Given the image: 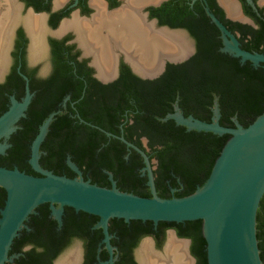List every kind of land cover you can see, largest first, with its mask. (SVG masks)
Segmentation results:
<instances>
[{"label":"flooded vegetation","instance_id":"flooded-vegetation-1","mask_svg":"<svg viewBox=\"0 0 264 264\" xmlns=\"http://www.w3.org/2000/svg\"><path fill=\"white\" fill-rule=\"evenodd\" d=\"M198 1L200 9H203L201 12L196 5ZM215 1L221 7L224 18L258 25L256 17L245 11L241 0H237L241 12L249 20H244L242 15L234 17L223 4ZM259 1L253 0L255 6L247 0L245 3L257 16L264 18V3L260 4ZM204 5L203 0H0V117L14 108L9 118L0 120V166L40 174L30 162L33 140L42 122L52 113L47 131L37 148L40 167L53 171L55 149L49 132L50 124L57 115L64 116L71 124H89L104 132L107 137L106 140H99L100 144L112 138L120 140L115 135L122 134L128 140H131L128 137L135 139L137 135L140 144L131 141L149 155L155 180L158 166L155 147L158 145L151 146L149 137L139 132V127L134 126L129 130L128 126L137 117L150 122L152 117H159L162 111L172 112L175 104H178L184 116L199 118L192 110V104L180 102L178 81L170 83L174 87L175 98L168 110L164 93L169 74L176 79L183 71H194L198 38L188 21L199 16L208 18ZM217 17L230 29L229 23ZM208 23L207 29L215 34L211 40L218 42L216 48L221 51L220 30L213 26L210 19ZM177 28L186 33L168 30ZM169 34L182 35L181 38H185L188 45L179 44ZM169 40L178 44L180 54L189 52L187 57L176 59V49L168 45L171 43ZM187 86L189 90L194 87L190 83ZM157 93H160L158 97ZM173 121L190 130L186 125ZM121 142L126 159L132 151L142 157L143 164L138 168L141 174L143 156ZM66 155L72 159L69 152L65 154L66 165H62L61 170L71 176L81 173L85 179L92 181L93 169L80 167V172L71 170ZM105 170L110 169L102 167L101 172L106 174L111 185ZM170 173L175 183L172 178L164 177L165 186L169 189L166 195L181 191L184 185L179 175L172 170ZM112 176L117 185L113 171ZM5 199L6 189L0 185V208ZM46 207L47 218L42 221L41 228H34L37 217L28 216L25 221L27 227L22 229L27 237L21 232L19 239L13 240L9 249L12 259L6 264H26L27 260H31L26 251L32 249L36 254L34 262L39 259V262L46 260L48 264H53L73 240H79L80 247L69 250L67 257L59 264L75 254L77 264H104L103 261L110 258L111 254L102 241V229L98 235L95 229H90L86 233L74 232L63 237L60 229L56 228L49 203ZM36 214L41 217L39 211ZM152 225V231L126 234L108 226L114 264L145 263L142 252L146 241L150 242L151 252L154 253L149 255L148 264H176L175 255L166 252L172 236L186 244L188 264H207L205 246L199 250L193 248L191 236L179 234L170 222L158 221ZM32 232L36 234L31 235ZM93 238L96 246L92 253L89 252L88 243ZM51 243L58 245L57 252L51 250ZM45 244L49 245L47 252H44Z\"/></svg>","mask_w":264,"mask_h":264},{"label":"water","instance_id":"water-1","mask_svg":"<svg viewBox=\"0 0 264 264\" xmlns=\"http://www.w3.org/2000/svg\"><path fill=\"white\" fill-rule=\"evenodd\" d=\"M203 1L210 20L220 30L221 51L238 57L241 63L249 60L252 65L261 64L264 68V52L243 48L236 33L228 29ZM247 1L255 6L253 0ZM218 2L222 5L220 0ZM242 18L249 20L243 13ZM168 30L184 32L179 28ZM188 54L185 51L176 59L185 58ZM13 109L5 112L0 120L9 118ZM220 114L215 96L209 121L193 115L184 116L178 104H175L174 111L162 117L173 118L177 123L186 125L187 129L230 135L203 183L185 195L161 196L156 189L149 155L122 134L114 135L143 156L141 174L147 175L150 195L120 189L110 171L107 172L111 185L105 186L85 179L81 173L71 177L40 167L37 148L47 131L51 113L42 122L33 140L30 162L40 174L0 166V185L6 189V199L0 208V264L12 259V255H9L11 243L20 229L27 227L25 221L29 214L35 212L36 206L43 202L49 203L50 213L58 225L62 223L66 205L98 216L93 227H101L104 233L102 241L111 254L109 259L103 261L104 264H114L113 245L108 231L109 220L113 217L123 218L127 222L131 219L151 220L154 225L158 221L179 222L200 218L207 264H262L256 235V212L264 193V109L246 126L236 116L233 117V126L224 125L219 121ZM67 162L80 172L69 156ZM59 259L54 260L53 264Z\"/></svg>","mask_w":264,"mask_h":264},{"label":"trees","instance_id":"trees-1","mask_svg":"<svg viewBox=\"0 0 264 264\" xmlns=\"http://www.w3.org/2000/svg\"><path fill=\"white\" fill-rule=\"evenodd\" d=\"M241 1L245 11L256 17L258 25L253 26L249 23L224 18L223 11L216 1L207 0L213 12L227 24L229 23L232 31L237 32V37L243 48L264 52V18L257 16L250 6L245 3V0ZM196 5L199 6L201 12L203 9H200V2H196ZM209 19V17L199 16L188 21L193 25L192 31L198 38L194 71L191 73L183 71L182 75L176 79L174 75H168L166 79L168 87L164 93L167 103L166 108L167 110L171 108L172 100L175 98L174 87H171L170 83L171 81H178L180 102L184 105L192 104V110L198 114L200 119L206 121L211 119L213 99L217 96L221 112L220 123L233 126V117L236 116L238 121L246 126L264 109V68L261 64L258 66L252 65L249 60L241 63L238 57L219 51L216 48L218 42L213 43L211 40V37L215 35L214 32L207 29ZM189 83L194 86L192 90H189L187 86ZM159 94H156L157 97ZM166 112H160L159 117H152L150 122H144L137 117L134 119V123L128 126V129L130 130L134 126L139 127V132H144L149 137L151 146L158 145L155 147L157 148L158 159L155 184L158 194L171 196L166 195L169 189L165 186L163 179L164 177L172 178L170 173V170H172V172L179 175L184 184L181 191H176L172 195H185L192 192L198 184L203 183L206 179L216 156L230 134H217L212 131L194 128L186 130L185 127L174 124L173 118L162 119ZM50 127L49 133L52 136L51 139L53 138L52 145L55 149L53 152V172L67 176L72 175L61 170V166L66 165L65 154L69 152L72 155V159H70L77 167L79 166V169L80 167L82 169L87 167L93 169L92 182L110 186L106 174L101 172V168L105 167L110 169L105 170L106 172L110 171L112 173L113 171L114 177L117 179V186L120 189L132 191L139 195L151 194L147 184V176L141 175L138 170L139 166L143 164L142 157L136 151H132L129 158L126 159L123 155L124 144L117 138H112L109 142L100 144L99 140H106L107 136L104 132L89 124H71L64 116L55 115ZM128 138L140 144L137 135L135 139ZM67 165L71 170H75L68 162ZM65 171L70 172L69 169ZM172 182L175 183L173 178ZM47 203H40L36 206L35 212L29 214L37 217L35 218V229L41 228L42 221L47 218ZM37 211H39L41 217H38ZM97 219L98 216L95 214L76 210L68 205L64 207L61 225H58L57 220L54 218L56 228L60 229L63 237L74 232L86 233L90 229H95L96 235L100 234L101 227H93ZM166 222H170L171 225L175 226L179 234L191 236L193 248H196V250L205 246L202 220L200 218ZM152 224L151 220L131 219L127 222L123 218L113 217L109 220V229H116L121 234L140 230L149 232L153 229ZM24 228L26 227L22 229ZM22 229L14 238L15 241L19 239L21 232L24 233ZM30 234H36V232ZM256 235L260 257L262 264H264V193L260 198L256 212ZM23 236L27 237L25 233ZM38 241L40 242V240ZM95 244V238H93L88 243L89 252H94ZM48 248L49 245L45 244L44 252H47ZM58 249V245L51 243L52 251L57 252ZM26 252L31 258V260H27L31 262L26 261V264H48L46 260L39 262L38 259L37 262H34L36 254L33 249ZM13 254L18 255V253Z\"/></svg>","mask_w":264,"mask_h":264},{"label":"bare ground","instance_id":"bare-ground-1","mask_svg":"<svg viewBox=\"0 0 264 264\" xmlns=\"http://www.w3.org/2000/svg\"><path fill=\"white\" fill-rule=\"evenodd\" d=\"M221 3L226 7V9L230 12L231 15L238 16L239 13H238V8H237V2L235 0H222ZM169 32H176V31H169ZM169 37L172 38L174 41L179 42V44L181 43V45H185V46L188 45V44H186V41L184 40L185 38L184 39L181 38L182 35L180 37L178 35H170L169 34ZM169 41L171 42L170 43L171 47L173 46L176 49L174 54L176 56L181 55L178 52V44L176 42L171 41V40H169ZM185 246H186V244H183L182 242L176 241L173 238V236L170 238L168 248H166V250H167L166 252H167L168 255L169 254H174L175 255L174 261L176 262V264H188L189 263V260L187 259V256L185 254ZM150 254L153 255L154 253L151 252L150 242L146 241L143 244L142 259L145 262L143 264H148L149 263L148 261H149V255ZM140 256H141V253H140ZM65 257H67L66 254H65V256H63L62 258L57 260L56 264H59V262H61ZM77 258L78 257L75 254V255H73V257L66 258V260H64V262H62V264H77ZM141 264H142V262H141Z\"/></svg>","mask_w":264,"mask_h":264},{"label":"rangeland","instance_id":"rangeland-1","mask_svg":"<svg viewBox=\"0 0 264 264\" xmlns=\"http://www.w3.org/2000/svg\"><path fill=\"white\" fill-rule=\"evenodd\" d=\"M236 2H237V8H238V12H239V14H238V16H234V17H239L240 15H242V12H241V6H240V3L236 0ZM260 2V4L261 3H264V0H260L259 1ZM188 39V38H187ZM168 238H169V236H168ZM146 240V239H145ZM142 242H144V240L142 241ZM81 245V242L79 241V240H73V241H71V243L69 244V246L68 247H66L57 257H56V259H58V258H62L63 256H65V254H67V253H69L71 250H73V248L74 247H77V248H79L80 247V245ZM70 250V251H69ZM76 250V249H75ZM68 251V252H67ZM66 252V253H65ZM55 259V260H56Z\"/></svg>","mask_w":264,"mask_h":264}]
</instances>
